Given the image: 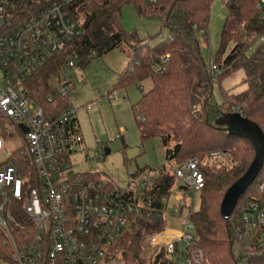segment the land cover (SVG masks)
Segmentation results:
<instances>
[{
	"label": "trees",
	"instance_id": "obj_1",
	"mask_svg": "<svg viewBox=\"0 0 264 264\" xmlns=\"http://www.w3.org/2000/svg\"><path fill=\"white\" fill-rule=\"evenodd\" d=\"M215 1L79 0L72 12L80 35L35 71L24 83V88L46 114L61 115L71 107L69 96L58 94L70 56L77 54V67L84 69L94 59H89L93 53L97 58L114 50L127 52L128 64L119 75L114 90L135 85L141 87L148 80L153 85L150 91H142L139 101L132 105L142 142L160 139L167 164L175 162L181 166L192 159L201 162L205 185L198 193L199 209L190 206V219L195 227L198 247L205 255L204 264H264V220H257L254 230L243 222L245 214L252 215V204L264 211V167L231 218L225 220L221 214L224 196L249 169L255 158V149L248 140L231 136L215 124L221 116L238 111L264 132V2L224 0L228 15L218 60L207 66L201 54L200 38L207 36ZM129 4L135 6L139 16L159 19L168 28L169 37L151 46L134 31H125L123 9ZM258 40L262 41L249 56V50ZM227 50L228 54L222 59ZM165 56L169 57L167 62L163 60ZM213 65L218 66L223 74L244 69L242 83L247 88L237 94L224 90L222 103L218 104L212 95V83L222 73L216 74ZM198 84L205 87L206 93L201 112L196 115L193 93ZM49 97H53L52 102ZM74 122L76 124L77 119ZM223 153H227L226 162L209 163ZM7 164L14 165L25 175L31 172L25 147L14 153ZM147 171L154 207L163 211L177 179L166 166L156 172L138 169L132 178ZM91 178L102 179L99 173H92ZM109 184L116 188L113 181ZM13 216L28 226L27 230L10 227L21 250L30 241L33 228L27 224L20 204L13 206ZM166 228L167 220L162 215L151 218L132 216L112 255L125 264H171L165 259L163 250L156 252L150 247V239ZM146 251H150V255H146ZM14 255L9 237L0 227V259L17 264Z\"/></svg>",
	"mask_w": 264,
	"mask_h": 264
},
{
	"label": "built area",
	"instance_id": "obj_2",
	"mask_svg": "<svg viewBox=\"0 0 264 264\" xmlns=\"http://www.w3.org/2000/svg\"><path fill=\"white\" fill-rule=\"evenodd\" d=\"M79 0H0V116L5 118L24 141L31 172L21 173L14 165L0 166V227L9 237L17 264H102L130 225V218L159 217L167 228L150 239L153 251H164L171 264H204L198 247L190 206L182 194L177 205L159 211L149 192L151 181L125 189L111 188L109 180H93L92 173L78 174L71 156L83 143L71 107L58 116H49L25 91L24 83L47 61L66 49L80 35L72 8ZM263 3L264 0H261ZM96 57V53L89 59ZM168 56L163 58L167 62ZM79 57L70 56L66 69L77 67ZM213 71L221 69L213 65ZM70 81H61L58 94L70 96ZM49 102L53 97H49ZM239 113V112H238ZM28 129L23 134L21 127ZM100 160H105V153ZM173 174L183 190L198 194L205 185L201 162L192 159ZM21 205L32 225L30 241L21 250L10 231L27 230L13 216V206ZM189 211L183 218L184 209ZM252 215L243 222L254 230L264 211L251 205ZM181 218L171 229V219ZM250 249V245L247 246ZM240 264H244L241 262Z\"/></svg>",
	"mask_w": 264,
	"mask_h": 264
},
{
	"label": "rangeland",
	"instance_id": "obj_3",
	"mask_svg": "<svg viewBox=\"0 0 264 264\" xmlns=\"http://www.w3.org/2000/svg\"><path fill=\"white\" fill-rule=\"evenodd\" d=\"M227 15L224 0H216L212 7L207 36L200 38L201 54L207 66L218 60ZM122 26L127 32L134 31L142 41L151 46L169 37L168 28L164 27L159 19L139 16L133 4L124 7ZM261 41L258 40L251 47L249 56L254 53L257 44ZM228 51L222 59L226 57ZM128 61L127 52L114 50L103 57L94 58L84 69L80 67L66 69L62 75V81H70L74 86L69 102L71 108L76 110L84 140L71 156L75 172L99 173L101 177L113 181L116 187L121 189L140 186L144 181H151L148 171L138 178H132L138 169L156 172L166 166L167 170L173 173L180 167L175 162L171 164L165 162L160 139L154 138L142 142L137 129L132 105L139 101L142 91L148 92L152 89V82L148 80L142 83L141 87L135 85L114 90L118 77L124 72ZM221 73V76L212 83V95L218 104L222 103L224 90L237 94L247 88L242 83L245 76L244 69L231 70L226 74L221 71ZM205 93L204 86L198 84L195 87L193 112L196 115L201 112V102ZM24 147L21 135L0 116V165L9 163L12 155ZM105 150H109L110 153H105V160H100ZM226 156L227 153L219 154L218 157L209 160V163L226 162ZM182 187V181L177 180L169 198V206L178 204L176 195L185 194L187 205H190L194 199L193 209L198 210L200 206L198 194L193 198L192 193L184 191ZM188 214L189 211L185 208L182 217L187 218ZM180 218L181 214H178L175 219H171V229H175L174 225ZM146 255H150V251H146ZM0 264L10 263L0 259ZM102 264L125 263L110 254Z\"/></svg>",
	"mask_w": 264,
	"mask_h": 264
},
{
	"label": "water",
	"instance_id": "obj_4",
	"mask_svg": "<svg viewBox=\"0 0 264 264\" xmlns=\"http://www.w3.org/2000/svg\"><path fill=\"white\" fill-rule=\"evenodd\" d=\"M217 127L223 128L231 136L244 138L251 142L255 149V158L247 172L226 192L221 214L225 220H229L238 206L240 200L245 196L249 187L254 183L264 167V132L256 123L250 121L241 113H229L221 116L215 122ZM23 134L28 133V129L21 127ZM109 154V150H105Z\"/></svg>",
	"mask_w": 264,
	"mask_h": 264
},
{
	"label": "crops",
	"instance_id": "obj_5",
	"mask_svg": "<svg viewBox=\"0 0 264 264\" xmlns=\"http://www.w3.org/2000/svg\"><path fill=\"white\" fill-rule=\"evenodd\" d=\"M76 119H77V117H76ZM75 127H76V129H77V132H78L79 134H81V128H80V124H79V122H78V119H77V123L75 124Z\"/></svg>",
	"mask_w": 264,
	"mask_h": 264
}]
</instances>
